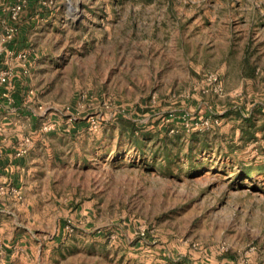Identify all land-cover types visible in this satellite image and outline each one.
Returning <instances> with one entry per match:
<instances>
[{
    "label": "rangeland",
    "instance_id": "rangeland-1",
    "mask_svg": "<svg viewBox=\"0 0 264 264\" xmlns=\"http://www.w3.org/2000/svg\"><path fill=\"white\" fill-rule=\"evenodd\" d=\"M25 1L33 264H264V0Z\"/></svg>",
    "mask_w": 264,
    "mask_h": 264
},
{
    "label": "crops",
    "instance_id": "crops-1",
    "mask_svg": "<svg viewBox=\"0 0 264 264\" xmlns=\"http://www.w3.org/2000/svg\"><path fill=\"white\" fill-rule=\"evenodd\" d=\"M14 1L16 0H0V32L5 25L12 24L8 7ZM7 4H9L8 7H6ZM33 6L34 3H30V13ZM40 10L42 11V8ZM243 25L242 33L237 36H239L240 42L245 45V53L250 54L249 50L256 46L254 54H264V22L256 26ZM24 27H21L20 38L17 35L13 42L0 45V74L4 70H9L13 74V90L9 94L10 99L3 97L4 86L0 84L1 264H33L44 251V249L36 247L34 242L37 233V213L34 207L36 191L33 188L36 187L38 181L37 160L32 156V150L23 155H17V153L24 137L33 139L38 124L42 125L44 122H51V120H47L45 116L37 115L34 107L26 105L24 102V94L31 81L20 76V64L16 57V51L20 50L22 43L25 42ZM71 125L72 131L79 126V124ZM75 132L77 130L73 133ZM60 237L65 238L62 222L54 240H60ZM55 251L58 252V248ZM61 253L64 255L63 250Z\"/></svg>",
    "mask_w": 264,
    "mask_h": 264
},
{
    "label": "built area",
    "instance_id": "built-area-1",
    "mask_svg": "<svg viewBox=\"0 0 264 264\" xmlns=\"http://www.w3.org/2000/svg\"><path fill=\"white\" fill-rule=\"evenodd\" d=\"M26 7V1L25 0H18L15 4L8 7V14L10 16V20L12 24L5 25L1 32H0V45L9 44L15 40L17 37L19 30L16 26V22L21 14L23 12L24 8ZM18 59L23 61L22 67L24 68L23 71L26 73V61L27 58L24 54H21L20 52L16 56ZM12 72L9 70H4L0 74V84L4 86V92L3 97H6L7 99H10L9 94L13 90V83H12ZM69 121L71 122V118H69ZM93 123V121L91 122ZM54 127L53 124H45L42 126L43 130H52ZM27 152L26 148L21 147L18 151L17 155H23ZM0 252H1V246H0ZM1 264V263H0Z\"/></svg>",
    "mask_w": 264,
    "mask_h": 264
},
{
    "label": "trees",
    "instance_id": "trees-1",
    "mask_svg": "<svg viewBox=\"0 0 264 264\" xmlns=\"http://www.w3.org/2000/svg\"><path fill=\"white\" fill-rule=\"evenodd\" d=\"M30 3H34V2H32V1H30ZM191 150V149H190ZM196 155H199V152L198 153H192V154H190L189 155V158L192 160V158H194ZM195 161V160H194ZM198 163H199V161H198ZM257 173H259L260 171L262 172V170L261 169H259V170H255ZM251 172H253V170H251V169H247V170H245L244 171V174L245 175H249ZM263 173V172H262Z\"/></svg>",
    "mask_w": 264,
    "mask_h": 264
}]
</instances>
